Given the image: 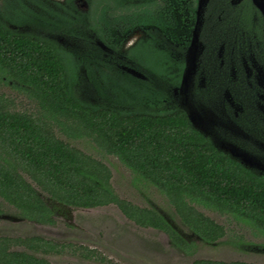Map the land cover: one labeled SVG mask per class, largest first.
<instances>
[{
  "label": "trees",
  "instance_id": "obj_1",
  "mask_svg": "<svg viewBox=\"0 0 264 264\" xmlns=\"http://www.w3.org/2000/svg\"><path fill=\"white\" fill-rule=\"evenodd\" d=\"M74 1L57 3L50 18L39 15L42 23L8 15V6L0 10V90L7 88L34 108L20 111L16 100L0 91V199L19 218L48 226L55 225L53 214L68 218L72 209L115 205L127 219L166 233L176 249L191 254L196 242L181 236L157 209L139 208L117 195L102 160L113 156L135 184L162 194L201 242L218 244L225 230L199 208L241 222L264 240V176L194 129L170 87L144 82L99 59L104 56L94 43L102 41L121 54L126 37L143 26L145 0H85L87 12ZM29 23L81 39L83 57L76 59L75 52L45 34L9 27ZM141 43L125 51V64L132 60L156 82L176 85L175 75L146 60ZM81 143L102 158L79 149ZM235 246L241 249L244 243ZM67 248L39 236H0V264H51L35 254L60 255Z\"/></svg>",
  "mask_w": 264,
  "mask_h": 264
},
{
  "label": "flooded vegetation",
  "instance_id": "obj_2",
  "mask_svg": "<svg viewBox=\"0 0 264 264\" xmlns=\"http://www.w3.org/2000/svg\"><path fill=\"white\" fill-rule=\"evenodd\" d=\"M18 5L21 10H6L8 15L14 13L28 17L29 12L24 8L26 6ZM143 17V26L132 30L122 47L126 45L128 51L142 41L146 60H153L162 70L175 75L177 82L176 85L167 84L165 80L158 83L156 77L147 70H141L144 78L125 73L147 83L153 82L157 87H170L172 99L185 114L191 102L208 106L211 115L200 129L210 136L213 146L217 150L227 149L226 143H230L249 152L258 159L252 171L264 176L263 10L253 0H206L200 9L199 0H145ZM9 27L20 32H34L28 25ZM129 39L132 40L127 44ZM99 42L106 48L99 46L104 57L120 56L117 51ZM190 49L192 55L189 58ZM125 55L122 57L127 60ZM127 62L135 68L132 60ZM188 66L186 89L181 90ZM3 215L0 213V216ZM162 215L185 239L202 243L193 234L185 235L172 219ZM56 216L52 215L53 218ZM64 219L72 220L70 214ZM169 242L176 249L170 239ZM68 245L71 248L64 252L71 250L78 255L83 252L87 256H81L83 259L113 264L98 251L85 246ZM250 246L244 244V247Z\"/></svg>",
  "mask_w": 264,
  "mask_h": 264
},
{
  "label": "rangeland",
  "instance_id": "obj_3",
  "mask_svg": "<svg viewBox=\"0 0 264 264\" xmlns=\"http://www.w3.org/2000/svg\"><path fill=\"white\" fill-rule=\"evenodd\" d=\"M65 0H0V10H5L10 7L11 10L21 8L18 4H22L28 10L27 21L35 19L42 23L39 15H44L50 18V10L57 8L58 4H63ZM45 6V9L41 6ZM78 8V5L76 6ZM79 9V8H78ZM5 12V11H3ZM11 13V12H10ZM14 16V13H11ZM31 27L34 32L42 33L50 38L55 39L61 45L75 52L80 59L84 44L80 41L67 35L55 34L50 29L34 27L32 23L26 24ZM132 39H129L127 44ZM99 46L98 43H94ZM127 46L121 48L120 56H108L99 58L108 65L115 67L122 73L128 72L136 77L144 78L142 72L131 65L125 64V55ZM135 70L136 75L130 70ZM85 75V69H82ZM127 74V73H126ZM85 84V80L82 81ZM0 91L6 93L16 100L17 109L28 110L34 108L33 104L24 97L9 91L7 88H2ZM107 92H110L107 90ZM79 149L86 153L95 155V151L89 145L81 143L77 144ZM97 158H102L95 155ZM112 172V186L117 195L139 208L149 209L153 207L162 214L170 217L174 224L185 234L191 235V232L179 221L174 213V209L168 204L167 199L160 194L156 189L149 186L137 185L133 182V177L120 162L113 156H107L102 159ZM199 210L224 227L225 236L213 246L205 243H196V250L190 254H184L174 249L169 242V237L166 233L154 230L152 228H141L136 226L132 221L128 220L115 205L95 209H72L71 219L67 220L64 217H54L55 225H40L24 222H12L0 219V236L6 237H32L39 236L49 239L54 243H66L73 246H85L89 249L98 251L105 257L110 259L113 264H191L194 260H211V261H242L247 263L264 264V240L251 227L234 221L233 219L221 216L215 212L204 209ZM0 211L4 215L18 217L16 210L7 205L0 199ZM242 242L246 245H252L250 248L238 249L235 243ZM24 251V249L17 248ZM35 256L44 258L51 264H104L97 261L86 260L78 254L63 252L57 254L36 253Z\"/></svg>",
  "mask_w": 264,
  "mask_h": 264
},
{
  "label": "water",
  "instance_id": "obj_4",
  "mask_svg": "<svg viewBox=\"0 0 264 264\" xmlns=\"http://www.w3.org/2000/svg\"><path fill=\"white\" fill-rule=\"evenodd\" d=\"M205 1L206 0H199V9L202 7V5L205 3ZM75 2L78 5V8L80 10H82L83 12H87L88 4L85 0H76ZM253 2L257 6H259L264 12V0H253ZM97 43L99 46L106 49L102 43H100L99 41ZM191 55H192V51L190 49L189 55H188L189 58ZM130 71L135 75L137 74L135 72V70H133V69ZM188 74H189V66L186 68L185 75L183 78V82H182V85L180 87L181 90L183 88L186 89ZM139 77H141V75H139ZM175 92H176V90H175ZM190 104H189L190 106L186 108V114H187L188 120L192 124L193 128H195L198 132H200L201 134H203L204 136L208 137L211 140L210 136L207 135L204 130L200 129V126L202 127L208 122V116L211 113V111L209 110V107L205 106L204 104L203 105L202 104H196L195 105L194 102H191ZM220 140L222 141L221 138H220ZM211 142H212V140H211ZM226 147H228V148L227 149L218 148V149H219V151H222V152L230 155V157L233 158L234 160H238L246 168H248L250 170L254 169L255 166L253 164H256V162H258V159L255 156L251 155L249 152H246L244 150H240L238 147H236L230 143H226ZM93 209H95V208H93ZM86 210H88V209H86ZM0 219L12 221V222L28 221V220H25V219H22L19 217H12V216H8V215L0 216ZM28 222H31V221H28ZM31 223H35V222H31ZM35 224H38V223H35ZM40 225H42V224H40Z\"/></svg>",
  "mask_w": 264,
  "mask_h": 264
}]
</instances>
